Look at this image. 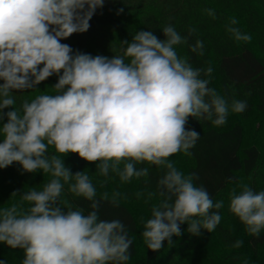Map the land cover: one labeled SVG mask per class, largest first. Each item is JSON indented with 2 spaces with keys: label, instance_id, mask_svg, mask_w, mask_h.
<instances>
[{
  "label": "clouds",
  "instance_id": "clouds-1",
  "mask_svg": "<svg viewBox=\"0 0 264 264\" xmlns=\"http://www.w3.org/2000/svg\"><path fill=\"white\" fill-rule=\"evenodd\" d=\"M103 6L104 0H0V122L7 120L0 124V169L15 162L22 172L42 171L52 177L42 190L19 195L26 209L17 204L0 208V243L23 250L22 264H127L130 259L133 241L125 224L99 216L108 193L96 199L89 175L72 174L65 166L69 153L95 163L103 177L115 173L122 183L149 175L147 167L137 164L164 170L157 190L147 193L148 199L160 198L141 234L149 250L160 251L165 241L173 246L172 237L182 235L184 223L188 233L200 236L201 229L211 233L222 219L218 210L224 201L214 202L195 183L198 175H185L169 157L192 154L189 150L200 134L186 128L189 117L223 126L230 111H246L247 101H229L209 87L210 65L194 68L178 55L175 46L187 44L195 28L182 36L168 24L162 28L163 40L150 30L136 31L130 41H120L122 55L111 57L61 43L86 32ZM204 11L216 18L214 9ZM237 24L235 17L229 18L226 31L237 42H251L252 36ZM189 48L204 55L199 39ZM53 75L54 94L37 95L15 107L14 93L37 89ZM49 147L59 155H49ZM65 184L70 193L90 201L92 211L85 214L63 200ZM16 195L18 190L11 193ZM141 195L136 193L137 198ZM119 196L113 193V205ZM229 201V211L248 235L258 237L264 230V190L239 182ZM242 245L236 240L232 247Z\"/></svg>",
  "mask_w": 264,
  "mask_h": 264
},
{
  "label": "trees",
  "instance_id": "trees-1",
  "mask_svg": "<svg viewBox=\"0 0 264 264\" xmlns=\"http://www.w3.org/2000/svg\"><path fill=\"white\" fill-rule=\"evenodd\" d=\"M132 5L143 8L135 15ZM121 8L123 12L117 14ZM205 9H214L216 18L207 15ZM231 17L238 21L235 27L252 36L251 42H237L226 31ZM89 24L86 32L73 34L61 43L70 45L74 51L111 57L122 55L120 41H130L136 31L150 30L163 40L162 28L168 24H172L182 36L188 35L190 27L195 28L197 31L187 44L175 46L178 55L187 57L194 68L206 69L210 65L213 73L209 87L226 95L229 101L233 98L246 100L248 105L243 113L230 111L223 126L189 117L186 128L197 131L200 138L189 150L190 156L178 153V156L169 158L185 175L197 174L199 178L195 183L203 185L214 202L224 201V207L218 210L222 219L211 233L201 229L200 236L192 235L187 231L188 224L184 223L180 225L182 235L172 237L173 246L169 247L165 241L158 252L147 249L141 235L144 222L151 218V208L160 200L158 196L148 199L147 193L157 190V181L164 174V170L155 165H136L137 168L147 167L149 175L133 178L135 187L132 193L118 186L109 192L96 189V199L99 200L105 192L109 196L108 201L101 200L100 218L121 220L133 241L127 264H244L245 260L248 264H264V254H258L259 248L264 246V230L258 237L248 235L245 230L238 239L243 241V245L234 248L232 245L236 239L227 224L231 222L227 195L240 176H244L246 183L255 191L264 190V0H154L153 3L150 0H121L97 9ZM198 39L204 45L203 56L189 48ZM202 78L207 77L202 74ZM56 82L57 77L53 75L37 85V89L14 93L15 107L19 108L24 100L30 101L37 95L54 94L51 87ZM253 119H258V122L251 125L250 133L248 124ZM5 122L6 119L0 124ZM48 154L59 155L51 147ZM64 163L72 174L85 171L92 183L103 181L102 186L116 175L111 171L107 178L99 175L96 164L80 158L78 153H69L64 157ZM68 187L64 185L62 199L74 209L82 208L85 214L92 211L91 202L70 193ZM116 192L120 193L119 203L113 205L111 199ZM137 192L142 193L140 198H137ZM225 209L227 212L223 215ZM0 247L13 254L9 260L0 257V261L22 264L23 250L12 249L3 243ZM214 248L216 252L212 250Z\"/></svg>",
  "mask_w": 264,
  "mask_h": 264
},
{
  "label": "rangeland",
  "instance_id": "rangeland-1",
  "mask_svg": "<svg viewBox=\"0 0 264 264\" xmlns=\"http://www.w3.org/2000/svg\"><path fill=\"white\" fill-rule=\"evenodd\" d=\"M115 1H117L118 3L121 0H104V5L110 6ZM150 1L151 3H153L154 0H150ZM132 6H133V13L135 15L139 11V9L143 8V7L138 8L137 5H132ZM0 83H3V81H0ZM257 122H258V119H253L249 122L248 126H249L250 133L252 131L251 125ZM250 137H252V134L250 135ZM178 155L179 154L177 153V154L172 155L171 157L173 158ZM51 179L52 177L50 174H43L42 171H37L36 173L22 172L21 166L15 162L13 163V165L7 168L0 169V205H1L0 208L9 207L12 204H17V205H21L22 207L26 209L28 207V204L27 202H22L19 195H22L24 191H29L32 189L42 190L43 186L46 183H48ZM107 182L109 183H107L105 186H102L101 184L103 183V181H97V182L94 181L93 185L97 190L103 189V190H106L107 192L111 190L112 191L115 190L114 187L116 186L120 187L122 190H126L131 193L134 192L135 185H134L133 179L128 183H122L118 175H113L112 178L109 179ZM239 182L246 183V178L244 176H240L237 183ZM237 183L230 187V191L232 188L237 186ZM17 190H18V195L11 196V193ZM122 190L121 192H123ZM237 191H239V189H237ZM227 198H228V206H229L230 204L229 194L227 195ZM133 203L136 204V202H133ZM137 212L139 213L138 208H137ZM226 212L227 211L225 209L223 215H225ZM227 224H229L228 226L231 227L235 239L236 240L240 239L242 233H244L245 231V226L243 225V223L240 222L239 219L234 214L231 213V222H228ZM212 250L214 252L217 251L216 248ZM198 254H207V253L199 252ZM258 254H264V246L259 248ZM11 256H13V254H8V252H6L5 250L2 249V247H0V257L6 258L9 260ZM17 256L19 255H16V257Z\"/></svg>",
  "mask_w": 264,
  "mask_h": 264
}]
</instances>
